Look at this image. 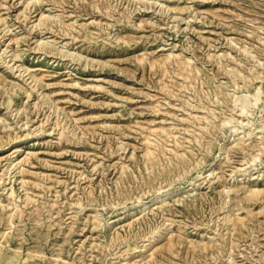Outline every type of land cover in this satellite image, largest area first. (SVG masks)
<instances>
[{"label":"rangeland","instance_id":"374dc122","mask_svg":"<svg viewBox=\"0 0 264 264\" xmlns=\"http://www.w3.org/2000/svg\"><path fill=\"white\" fill-rule=\"evenodd\" d=\"M0 264H264V0H0Z\"/></svg>","mask_w":264,"mask_h":264},{"label":"bare ground","instance_id":"6f19581e","mask_svg":"<svg viewBox=\"0 0 264 264\" xmlns=\"http://www.w3.org/2000/svg\"><path fill=\"white\" fill-rule=\"evenodd\" d=\"M10 186H11V185H10ZM10 190H11V189H10ZM147 202H148V201H147ZM147 204H148V203L143 202V203H142V206H147Z\"/></svg>","mask_w":264,"mask_h":264}]
</instances>
